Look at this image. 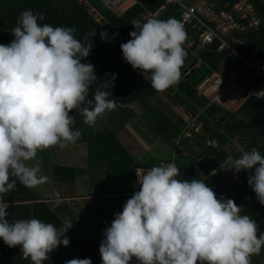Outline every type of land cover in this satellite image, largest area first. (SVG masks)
Instances as JSON below:
<instances>
[{
	"label": "clouds",
	"instance_id": "1",
	"mask_svg": "<svg viewBox=\"0 0 264 264\" xmlns=\"http://www.w3.org/2000/svg\"><path fill=\"white\" fill-rule=\"evenodd\" d=\"M43 19L42 13L23 10L10 31L13 39L0 43V239L8 247L19 245L31 264H42L58 245L69 244L65 233L72 219L59 227L36 217L9 221L3 194L17 180L28 188L47 181L39 174L37 152L76 142L80 131L71 127L73 109L79 108L91 126L115 103L108 98L112 92L100 88L86 99L97 78L93 64L81 62L92 47L87 36L77 39L73 27L38 23ZM130 23V39L119 45L123 60L158 92L179 83L187 55L182 21L149 16ZM99 35L112 42L118 33ZM220 167L250 172L246 183L264 205V154L253 148L227 157ZM178 175L176 164L168 162L152 165L139 177L138 190L102 229L101 264H250L251 256L260 253L264 231L233 199L218 198L205 180ZM59 203L55 193L51 206ZM63 264L91 260L72 258Z\"/></svg>",
	"mask_w": 264,
	"mask_h": 264
},
{
	"label": "trees",
	"instance_id": "2",
	"mask_svg": "<svg viewBox=\"0 0 264 264\" xmlns=\"http://www.w3.org/2000/svg\"><path fill=\"white\" fill-rule=\"evenodd\" d=\"M86 1L103 16L104 21L108 22L115 32L97 22L94 14L90 13L80 0H0V43L7 44L13 39L10 31L19 14L25 9L42 13L44 19L38 20L40 24L73 27L75 29L73 35L77 39L87 36L88 39L85 42H92V47L90 54L81 62L93 64L97 78L91 83L86 99H92L93 92L97 88L112 92L108 98L115 102L114 107L104 114L119 119L122 126L137 116L132 104H138L144 109V113L140 116L142 122L169 148L170 154L167 158L147 154L149 157L141 162L102 117L97 118L102 128L96 129L83 122V116L79 108H76L70 113L74 118L71 127L73 130L79 129L80 136L75 143L69 145L86 146V168L54 164V179L59 183L73 185L78 177L88 176L91 181L89 195L95 197L110 215L107 217L113 219V213L119 212L126 199L138 190V172H141V169L148 170L154 164L174 162L180 173L178 179L195 177L205 180L218 198L223 196L233 199L234 203L241 208V213L248 214L255 220L258 230L264 231V205L256 200L255 193L246 183L250 172L241 170L239 173H234L231 183L225 184L222 181L225 178L222 174L224 169L220 167V163L227 157H238L242 153L231 145V139L236 133H252V135L263 137L255 148L264 154V96L262 98L251 96L241 110L234 114L243 112L247 116L246 120L237 121L231 113L209 105L207 100L198 97L196 90L197 84L213 70H221L223 66H227V74H231L240 69L242 61L227 56L226 50L219 51V41L208 45L196 43V36L186 28L187 37L184 47L187 55L181 67L180 81L158 92L151 87L149 81L144 79L139 69H133L123 60L119 45L130 39L128 33L133 29L130 23L133 18L143 21L152 16L158 19L175 17L180 20L179 7L167 5L161 9L165 0H140L139 4L118 16L99 0ZM238 1L224 0L220 4H227L229 9ZM248 1L262 18V24L257 29L235 32L228 43L245 59L264 65V4L259 0ZM103 30H107L110 37L113 33L118 35L112 39V42L101 40L99 33ZM190 41L194 44L187 47ZM194 50H197L196 55L192 53ZM194 61H199L200 65L194 72L188 71L183 74L191 64L190 62ZM240 82L248 89L260 92L264 88V73L255 76L254 71L248 69L241 76ZM160 94L167 96L175 104L186 106L197 118L196 123L202 125L203 134L192 131L195 138L193 144L190 143L189 137L184 136L188 127L184 118L171 110L163 112L166 105L159 99ZM153 100H156L163 110L156 107L152 103ZM190 101L203 107L204 112L200 113ZM113 109L115 110L112 112ZM213 140L217 142L215 145L212 144ZM177 146H183V149L173 158L171 153L176 152ZM183 151H187V155H184ZM39 152L42 151H38L37 156ZM45 154L48 155L47 152ZM10 179L14 178L10 177ZM246 198L254 200L251 207L241 206V202ZM3 199L9 201V207L6 209L8 212L6 218L9 221L36 217L45 222H51L57 227L63 221L47 202L40 199L33 188L25 187L18 180L11 191L3 194ZM65 235L69 238V244L58 245L55 250L48 253L47 259L42 264H63V261L68 259L85 257L90 258L91 264H101L99 254L88 247L72 227ZM263 259L264 246L259 254L251 256L250 264H264ZM0 264H31V262L22 256L19 245L8 247L0 239Z\"/></svg>",
	"mask_w": 264,
	"mask_h": 264
},
{
	"label": "built area",
	"instance_id": "3",
	"mask_svg": "<svg viewBox=\"0 0 264 264\" xmlns=\"http://www.w3.org/2000/svg\"><path fill=\"white\" fill-rule=\"evenodd\" d=\"M99 1L118 16L140 3V0ZM221 1L224 0H165L163 7L167 5L179 7L184 29H189L196 36L197 43L208 45L219 41V51L226 50L227 56L242 61L238 71L227 74L222 70H213L196 86L197 96L207 100L209 105L236 114L251 96L258 98L264 96V88L260 92H255L240 82L241 76L248 69H252L255 76L264 73V65L245 59L229 45L228 40L235 32L259 28L262 18L248 0H239L229 9L227 4L221 5ZM92 9L96 13L97 22L99 19L96 16L104 20L95 8Z\"/></svg>",
	"mask_w": 264,
	"mask_h": 264
},
{
	"label": "rangeland",
	"instance_id": "4",
	"mask_svg": "<svg viewBox=\"0 0 264 264\" xmlns=\"http://www.w3.org/2000/svg\"><path fill=\"white\" fill-rule=\"evenodd\" d=\"M88 9V11L95 16V12L93 11L92 5H90L86 0H80ZM99 19V23H101L105 28L108 30L115 32V30L109 25L108 22L100 19L98 16H96ZM196 53V52H195ZM195 55V54H193ZM223 73H228V68L227 66H223L221 68ZM159 99L163 102V104L166 105L163 110L162 106L159 105L156 100H153L152 103L156 106L159 107L160 109L163 110V112L166 110H171L173 111L176 115L180 116L181 118H184L185 121L190 122L189 127L192 126L193 121L196 122V119L192 121L193 118L190 116V112L186 110L187 107L183 106L181 104H175L173 103L167 96L160 94ZM191 102V101H190ZM192 106H195L198 111L200 112L203 107H200L198 105H194L191 102ZM181 107V108H180ZM132 108L136 111L137 116L129 120L124 126L121 125V122L119 119H114L110 115L104 114L101 116L106 124L114 129L120 139L123 141V143L126 145V147L134 154V156L140 160L141 162L145 161V158H148L149 155L153 157H165L167 158L168 154H170L169 148L161 142L159 139H157L153 133L150 131V129L146 126L145 123L142 122L140 116L144 113V109L140 107L138 104L134 103L132 104ZM184 110H183V109ZM115 109L112 110V112ZM123 118V116H120ZM94 128H102V125L99 124L98 120H96L94 125H91ZM195 126L196 124L191 127V131H195ZM192 134V132H191ZM191 136V135H190ZM189 137V136H188ZM191 138V137H189ZM183 149V146H177L175 148L176 152L172 151L171 156L174 158L175 155L178 154L180 150ZM42 152H39L38 157V162H39V167H40V173L42 174L43 171H52L53 174V167L50 166L47 170L44 168L45 165L51 162H57V163H67V164H73L75 167L76 166H81L80 168H85L86 167V156H87V148L85 145H67L64 149H60L56 146L49 147L47 149L41 150ZM45 152L48 153L45 154ZM149 154V155H147ZM184 155H187V151H183ZM34 161H30V163H33ZM43 170V171H42ZM225 170V169H224ZM145 171L138 172V176L140 177ZM223 174V173H222ZM50 175V174H49ZM230 176H228L226 179L224 178L222 181L225 184H230L232 179H229ZM79 179V180H78ZM77 184V185H76ZM76 193H82V196H86V192H88V178L84 177H78L77 182H76ZM36 190V187L33 188ZM38 189L41 191L42 188L38 187ZM91 189V187H90ZM74 188L73 186L70 185V191H72L70 194L75 193L73 191ZM254 203V200L251 198H246L241 202V206L248 208L251 207ZM264 263V259L262 261ZM133 263H135L133 261Z\"/></svg>",
	"mask_w": 264,
	"mask_h": 264
},
{
	"label": "crops",
	"instance_id": "5",
	"mask_svg": "<svg viewBox=\"0 0 264 264\" xmlns=\"http://www.w3.org/2000/svg\"><path fill=\"white\" fill-rule=\"evenodd\" d=\"M163 8L164 7L162 6L161 9ZM193 44H194L193 41H190L189 44H187V47H191ZM195 52H197V50H194L192 53L196 55ZM194 62H196L195 68L198 67L199 61H194ZM192 103L194 104V102ZM183 106L184 105H182V107ZM186 110L189 113V110L188 109ZM203 112H204V108L200 111V113ZM190 114H191L190 116H192L191 118H193L192 121L194 120V118L197 119L191 112ZM233 118L236 119L237 121H242V120H246L247 116L245 113L242 112L240 114L234 115ZM187 123H188V127L185 130L184 136L191 137L190 143L193 144L195 138L193 134L191 135L192 132L191 127L195 123L196 124L195 132L203 134L202 125L200 123H196L193 121L192 123L193 125L189 127L190 122ZM262 138L263 137H259L256 134L252 135V133H248V134L236 133L234 138L231 139V145L237 148L238 150H240L241 152H244L255 148L256 144H258L259 140ZM54 164L71 165L67 163H57V162L53 163L50 161V163L45 165L44 168L47 170L50 166L53 167ZM71 166L75 167L73 164ZM76 167L80 168L81 166H76ZM141 170L147 171L146 169H141ZM223 174L225 179L228 176H230L229 179H232V177L234 176V172L231 169H227L226 171L224 170ZM42 175L47 177V181L44 184L38 185L35 190L36 193L40 196V199L44 200L51 206V201L54 199V194L58 193L60 196V203L55 208H53L52 206L51 207L59 214L62 220L72 219V225H73L72 228L77 233L78 237L82 239L88 245V247H90L92 250H95V252L99 254V244L103 237L102 229L107 226L106 224H110L112 218L111 217L108 218L107 216L110 215L106 212L105 208L97 202V199L95 197L89 195L91 181L89 180L88 176H85L86 178H88V186H89L88 192H86L87 194L86 196H82L81 195L82 193H78V192L76 193V189H77L76 183H75L76 185L75 184L71 185L73 186L74 188L73 191H75V193L70 194L72 192L70 191V185L57 182L54 179L52 171L50 172L48 169V171H43ZM38 187L42 188V190L40 191Z\"/></svg>",
	"mask_w": 264,
	"mask_h": 264
},
{
	"label": "water",
	"instance_id": "6",
	"mask_svg": "<svg viewBox=\"0 0 264 264\" xmlns=\"http://www.w3.org/2000/svg\"><path fill=\"white\" fill-rule=\"evenodd\" d=\"M259 1H261V2L264 4V0H259ZM195 65H196V62H192V63L189 65V67H188L186 70H184L183 74H186L188 71L194 72V70H195ZM189 74H190V73H189Z\"/></svg>",
	"mask_w": 264,
	"mask_h": 264
}]
</instances>
